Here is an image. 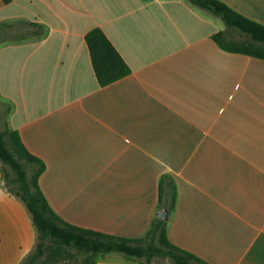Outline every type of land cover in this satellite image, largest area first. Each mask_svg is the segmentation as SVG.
Instances as JSON below:
<instances>
[{"label":"crops","instance_id":"1","mask_svg":"<svg viewBox=\"0 0 264 264\" xmlns=\"http://www.w3.org/2000/svg\"><path fill=\"white\" fill-rule=\"evenodd\" d=\"M221 1L264 25V0ZM216 17L188 0H0V25L42 29L0 44V117L45 163L40 187L63 220L139 238L168 174L172 243L210 264H264V60L222 50ZM95 28L130 68L105 86L85 41ZM36 237L0 171V264H20Z\"/></svg>","mask_w":264,"mask_h":264},{"label":"trees","instance_id":"2","mask_svg":"<svg viewBox=\"0 0 264 264\" xmlns=\"http://www.w3.org/2000/svg\"><path fill=\"white\" fill-rule=\"evenodd\" d=\"M7 1V0H4ZM218 16L225 30L212 36L224 51L241 53L264 60V25L238 13L221 0H188ZM34 23L0 25V44L22 41L41 34ZM237 35V37H235ZM93 70L100 86L128 75L130 68L104 32L95 28L85 36ZM10 108L7 107L6 112ZM45 163L29 152L19 133L0 117V171L6 190L25 205L37 237L33 250L20 264H96L100 254L120 253L144 260V264H210L168 238V220L153 218L147 232L139 238H126L73 225L63 220L50 206L40 187ZM177 189L174 179L164 174L159 181L158 210L175 211ZM68 260V261H67Z\"/></svg>","mask_w":264,"mask_h":264},{"label":"rangeland","instance_id":"3","mask_svg":"<svg viewBox=\"0 0 264 264\" xmlns=\"http://www.w3.org/2000/svg\"><path fill=\"white\" fill-rule=\"evenodd\" d=\"M217 18V20H218V22H220V26H221V30H225V24H224V22L219 18V17H216ZM235 37H237V35H235ZM82 259L80 258V257H76V258H73L72 260H67L68 261V263H70V264H78L80 261H81ZM166 264H171L169 261H166L165 262Z\"/></svg>","mask_w":264,"mask_h":264},{"label":"water","instance_id":"4","mask_svg":"<svg viewBox=\"0 0 264 264\" xmlns=\"http://www.w3.org/2000/svg\"><path fill=\"white\" fill-rule=\"evenodd\" d=\"M157 217H159V218H161V219H164V220H167L168 217H169L167 209H162V210H160V211L157 213Z\"/></svg>","mask_w":264,"mask_h":264}]
</instances>
